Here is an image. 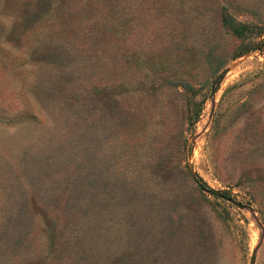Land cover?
Segmentation results:
<instances>
[{
  "label": "rangeland",
  "instance_id": "374dc122",
  "mask_svg": "<svg viewBox=\"0 0 264 264\" xmlns=\"http://www.w3.org/2000/svg\"><path fill=\"white\" fill-rule=\"evenodd\" d=\"M0 264H264V0H0Z\"/></svg>",
  "mask_w": 264,
  "mask_h": 264
},
{
  "label": "trees",
  "instance_id": "16d2710c",
  "mask_svg": "<svg viewBox=\"0 0 264 264\" xmlns=\"http://www.w3.org/2000/svg\"><path fill=\"white\" fill-rule=\"evenodd\" d=\"M221 21H222V23H227V19H225V17H224V15H222V17H221ZM249 28L246 26V25H241V26H239V28H236V29H234V31L233 32H235L237 35H243V33L245 32V31H247Z\"/></svg>",
  "mask_w": 264,
  "mask_h": 264
},
{
  "label": "water",
  "instance_id": "95a60500",
  "mask_svg": "<svg viewBox=\"0 0 264 264\" xmlns=\"http://www.w3.org/2000/svg\"><path fill=\"white\" fill-rule=\"evenodd\" d=\"M217 86H218V81L215 83V85H214V89L217 88ZM214 193H215L217 196L222 197V198L228 200L229 202H231V203L234 204L235 206L242 207V204H241V203H239V202L233 200L232 198L227 197V196H224L223 194L218 193V192H214ZM252 256H253V253H252V255H251V258H252Z\"/></svg>",
  "mask_w": 264,
  "mask_h": 264
}]
</instances>
